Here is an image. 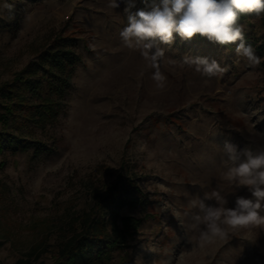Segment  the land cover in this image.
Masks as SVG:
<instances>
[{"label":"rangeland","instance_id":"1","mask_svg":"<svg viewBox=\"0 0 264 264\" xmlns=\"http://www.w3.org/2000/svg\"><path fill=\"white\" fill-rule=\"evenodd\" d=\"M108 5L0 0V85L30 69L39 96L28 89L19 95L28 103L59 101L58 114L41 120L19 106L6 127L21 142L4 143L0 152V264L53 263L85 212L116 203L130 225L125 245L109 250L103 264H264V227L202 237L203 225L190 227L198 210L189 207L212 190L226 197V207L237 196L252 198L228 181L221 162L225 141L238 151L264 150V62L248 66L235 44L177 36L161 45L167 87L157 90L154 69L121 43L124 4ZM144 7L136 0L133 11ZM260 18L243 16L240 23L246 42L264 57ZM57 47L71 53L64 71L42 60ZM185 54L229 70L203 77L180 67Z\"/></svg>","mask_w":264,"mask_h":264},{"label":"clouds","instance_id":"2","mask_svg":"<svg viewBox=\"0 0 264 264\" xmlns=\"http://www.w3.org/2000/svg\"><path fill=\"white\" fill-rule=\"evenodd\" d=\"M144 8H136V0H109L110 8L124 4L127 23L119 37L124 47L138 51L154 69L151 79L157 90L167 87V77L160 65L165 57L161 45L171 46L177 36L181 41L196 37L206 38L221 47L235 44V53L250 67L264 62L254 47L245 40L242 16L264 14V0H141ZM11 7V6H7ZM194 67L203 77H220L229 70L215 59L185 54L180 67ZM222 160L226 178L237 189L246 187L252 198L237 196L234 207H226L228 201L218 190L204 192L189 201V207L197 209L192 216V228H199L202 237H223L228 228L264 227V150L254 152L225 141ZM206 201H215L208 204Z\"/></svg>","mask_w":264,"mask_h":264},{"label":"trees","instance_id":"3","mask_svg":"<svg viewBox=\"0 0 264 264\" xmlns=\"http://www.w3.org/2000/svg\"><path fill=\"white\" fill-rule=\"evenodd\" d=\"M243 17V16H242ZM261 25L264 28V14H261ZM71 57V53L64 48L48 49L42 60L48 59L51 69L57 68L64 71L65 64ZM32 72L26 69L18 72L13 81L0 85V152L3 144L19 147L20 140L17 136L6 131V127L12 119H16V109L23 106L31 116L41 120L55 117L58 114L59 101L44 97L38 103H28L22 96L20 90L28 89L33 95H38V85L31 82L28 76ZM68 76L59 78L60 87L57 93L62 91L63 86L68 83ZM94 206L91 211L85 212L80 219V228L64 242L57 250V258L51 264H103L109 250L121 248L125 245L129 219L121 218L116 207ZM121 222V223H120ZM13 264H31L29 259L20 258Z\"/></svg>","mask_w":264,"mask_h":264}]
</instances>
